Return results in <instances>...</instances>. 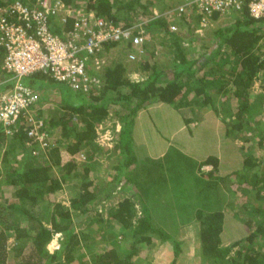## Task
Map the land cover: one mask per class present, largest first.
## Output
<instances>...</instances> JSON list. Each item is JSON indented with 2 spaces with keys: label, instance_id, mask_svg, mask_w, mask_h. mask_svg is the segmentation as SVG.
Here are the masks:
<instances>
[{
  "label": "trees",
  "instance_id": "obj_1",
  "mask_svg": "<svg viewBox=\"0 0 264 264\" xmlns=\"http://www.w3.org/2000/svg\"><path fill=\"white\" fill-rule=\"evenodd\" d=\"M14 1L0 0V10ZM20 1L26 5L35 3V0ZM62 1L74 9L82 6L123 28L141 23L145 39L135 48L141 49V55L132 64L125 60L124 49L117 58L104 64L102 70H95L91 59L87 58L86 71L97 75L99 84L86 92L75 91L74 102H64L60 92L57 98H52L51 94L42 96L48 87L44 82L54 83L47 72H34L27 78L28 84L41 95L39 101L43 102L45 97L59 103L55 114L44 118L46 129L51 136L57 133V138L50 137V147L32 155L30 147L36 145V139L28 138L23 128L11 135L0 130V264H135L134 245L150 243L151 232L172 239L174 258L169 264H176L180 242L171 234L168 236L165 227L161 228L154 221L148 205L161 195L162 178L154 179L151 173L134 165L130 146L136 135L133 130L136 115L156 99L172 106L185 123L191 120L187 118L189 112L196 110V117H200L201 110H211L223 123L226 137H241L256 130L261 123L256 114L264 109V95L253 90L255 80L259 79L264 91V15L252 17L247 7L251 0H241L239 10L207 17L208 20L222 16L228 19L211 29V33L198 37L195 31L201 15L176 17L168 13L169 0ZM71 21L70 18L68 27ZM175 23L185 28V36L171 28ZM52 26L53 31L61 32L55 23ZM195 37L200 39L197 47ZM120 42L128 49L133 48L131 40H124L105 42L103 50ZM158 47L164 49L161 55L165 59L157 54ZM3 54L0 48V62ZM132 72L143 75L134 80L130 78ZM9 76L0 69V92L11 85ZM109 113L120 120L117 172L111 180L100 181L95 174L89 176V162L98 154L95 151L96 126ZM247 137L241 138L246 141ZM258 139V144L264 148V133ZM76 154H83L91 161L87 165L80 164L74 159ZM240 161L241 166L227 173L231 179L233 175L237 177L227 189L232 193L244 186L242 189L253 194V203H241L237 209L238 213L250 210L251 216L247 214L244 219L243 236L224 245L222 206L196 205L189 217L198 221L204 255L201 264H264V157L248 153ZM204 165L212 167L204 173L210 177L218 175L221 169V162L214 154L202 159L199 168ZM193 175L196 181L204 177L197 172ZM66 179L78 180L68 187V205L51 198L63 188ZM121 183H128L131 192L109 206L107 220L101 214L102 206ZM2 186L11 188L9 196H4ZM82 214L88 215L89 224L86 229L75 231V221H79ZM111 219L116 224L114 234L133 237L128 251H123L120 244L124 240H117L116 235L112 244L109 242L110 246L105 244V248L96 249L109 239L106 224ZM92 221L97 223L96 228ZM10 234L14 243L8 249ZM88 254L90 257L85 259Z\"/></svg>",
  "mask_w": 264,
  "mask_h": 264
},
{
  "label": "rangeland",
  "instance_id": "obj_2",
  "mask_svg": "<svg viewBox=\"0 0 264 264\" xmlns=\"http://www.w3.org/2000/svg\"><path fill=\"white\" fill-rule=\"evenodd\" d=\"M169 4V7L174 8L176 2L175 0H169ZM79 9H83V7L81 6ZM169 19L172 20L174 17H170ZM227 19V17L223 16L216 20H208L206 18L203 24H199L195 32L198 37L206 35L207 33L209 34L211 33V29L216 28L219 23ZM177 32L185 36L183 34L185 28L178 27ZM198 37L194 38L195 47L200 43V39L197 40ZM158 48L157 54L160 55V58L165 59L161 55L164 49L162 47ZM123 49L127 52L125 60L129 64L135 62L141 55V53L135 51V48L128 49L125 43L120 42L109 50L103 51L101 58L104 62L101 65H96L94 62H91V64L95 70H102V66L117 58ZM131 52L136 54L134 60H128L127 58L128 53ZM142 75L143 73L141 72H132L130 78L138 80L141 79ZM48 84H51L54 89L52 91H44L43 94L41 93L42 96H48L46 94L54 96L53 94L56 91L58 93L60 92L64 102H74L75 90L70 86L56 81ZM40 89L38 88V90ZM253 90L256 94L260 93L264 95V91L260 87L259 79L255 80ZM42 100L44 101L37 103V112L42 118L47 119L49 116H53L60 106L56 100H49L45 97ZM254 105H258V102H254ZM262 107L264 108V100ZM172 108L170 105L152 99L145 108L140 109L138 115H136L138 117L135 119L134 126L136 127L133 128L136 135L134 136V141H132L130 149L134 162L136 163L134 164L135 166L137 165L147 173H151V177L154 179L158 177L162 178L160 185L161 195L158 196L156 201L151 200L148 205L150 208V216L154 217V221L161 228L165 227L168 236L171 234L173 239L180 242L176 264H201V259L204 255L201 253L200 248L198 221L193 217H189L191 210L196 205L202 207L220 205L225 211V225L221 234L222 243L224 245L229 244L243 236V222L250 215L251 211L241 210V213H238L237 209L241 203H253L251 202L253 194L248 192V190L245 191L242 189L244 186L238 187L237 191L231 193L227 189V185L232 180H237V177L233 175L231 179L227 173L241 166V157L248 153H253L259 158L264 157V148L258 144L260 142L258 138L264 133V109L262 113L256 114L257 121L261 120V123L257 124V129L255 130L253 128L255 131L252 130L246 133V135L241 136L242 138L248 136L245 141L240 136L226 137L223 123L219 117L214 116L211 110L207 111L209 115L206 116H204V113L207 109L201 110L199 113L200 117H196V110L189 112L187 118H191V120L185 123L177 113L173 112ZM118 129H120L119 118L113 113H109L102 120L101 124L96 126L95 145L97 147L95 151L97 150L98 157L95 156L94 160L89 162L91 160L81 157L79 154L74 155V159L80 164L87 165L88 162L90 163V167L92 168L89 174L90 177L95 174L100 181H104V179L111 180L115 176L117 172L115 167L116 156L119 153L118 145H116ZM56 135L57 133H53L51 137L57 138ZM241 146L244 149H241ZM209 153L218 154L221 159V169H219L218 175L215 174L217 177H210L204 174L212 169L210 165H204L199 168L201 160ZM195 172L199 175L203 174L204 177H199L200 179L196 181L193 175ZM225 176L228 178L225 179ZM77 181L76 179H66L63 182V188L52 195V200L60 201L68 205L70 196L68 187ZM130 188L128 183H121L115 188L116 190L111 198L102 206L103 210L101 214L104 218L109 219V206L116 204L123 196L129 195ZM2 189L4 190V196L11 194V188L9 186H2ZM152 197L153 194H150V198ZM262 203L264 204V202ZM181 211H183L182 214ZM98 212L100 211L98 210ZM243 212H245L244 216L241 215ZM87 216V214H82L79 217V221H75V231L86 229V226L89 224L86 218ZM109 222L106 224V233L109 239L106 243H100L99 248L96 249L100 250L105 248V244L110 246V243L112 244L116 235L117 240H124L120 244L124 248L123 251H128L130 245H132L133 237L131 235L122 237L120 233L114 234L113 226L116 224H113L112 219ZM91 223L93 224V228L97 227L95 221ZM150 234V243L139 242L134 245L136 251L133 257L134 263L169 264L174 258L172 239L162 238L153 232ZM13 243L14 237L10 234L7 240V248L10 249ZM89 257L90 255L88 254L85 259Z\"/></svg>",
  "mask_w": 264,
  "mask_h": 264
},
{
  "label": "built area",
  "instance_id": "obj_3",
  "mask_svg": "<svg viewBox=\"0 0 264 264\" xmlns=\"http://www.w3.org/2000/svg\"><path fill=\"white\" fill-rule=\"evenodd\" d=\"M241 6V0H180L168 13L176 17L200 14L203 24L213 13L239 10ZM247 7L254 18L264 15V0H251ZM54 23L60 33L52 30ZM171 28L177 30L178 25ZM144 39L141 23L130 28L116 26L93 11L75 10L62 0H35L32 5L15 0L0 10V48L4 51L0 69L11 80V85L0 92V130L11 135L23 128L28 138L36 139L31 154L45 151L51 145V134L37 112L38 92L27 78L43 71L56 82L86 92L99 84L98 76L86 71V60L101 65L103 43L131 40L136 48ZM135 51L141 53V49ZM127 58L134 60L136 54L128 53Z\"/></svg>",
  "mask_w": 264,
  "mask_h": 264
},
{
  "label": "crops",
  "instance_id": "obj_4",
  "mask_svg": "<svg viewBox=\"0 0 264 264\" xmlns=\"http://www.w3.org/2000/svg\"><path fill=\"white\" fill-rule=\"evenodd\" d=\"M179 1V0H178ZM178 1H176V4L178 3ZM80 8V7H79ZM79 8H75V10H78ZM104 51V50H103ZM134 73V72H133ZM6 81V80H5ZM0 83H1V80H0ZM45 83V85H47L48 87L44 90V91H47V90H53L54 88H53V86L51 85V84H48L47 83V81L46 82H44ZM45 93H47V92H45ZM46 95H48L49 96V94H46ZM58 95V92H56L55 91V94H54V96H52V98H57L56 96ZM57 100H59V97H58V99ZM172 110H173V112H175V109L174 108H172ZM208 110H206L205 111V113H204V116H206V115H209V113L207 112ZM138 113H139V111H138ZM138 113H137V115H138ZM138 117L136 116V119H137ZM101 124V123H100ZM99 124V125H100ZM134 127H136V126H134ZM209 154H212V153H209ZM215 156H217V158H218V160H219V163L221 162V159H220V157H219V155L218 154H214ZM207 156V155H206ZM205 156V157H206ZM204 157V158H205ZM203 158V159H204ZM96 161H98V160H96ZM209 166V165H208ZM91 167H90V173H91ZM232 171V170H231ZM131 189V188H130ZM130 192H131V190H130Z\"/></svg>",
  "mask_w": 264,
  "mask_h": 264
}]
</instances>
